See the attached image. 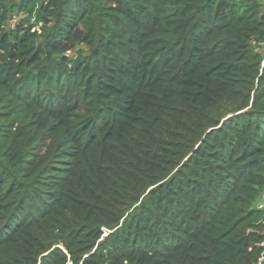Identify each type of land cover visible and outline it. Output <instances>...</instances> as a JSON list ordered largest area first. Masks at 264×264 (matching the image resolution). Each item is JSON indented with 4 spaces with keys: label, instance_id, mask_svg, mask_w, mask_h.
<instances>
[{
    "label": "trees",
    "instance_id": "obj_1",
    "mask_svg": "<svg viewBox=\"0 0 264 264\" xmlns=\"http://www.w3.org/2000/svg\"><path fill=\"white\" fill-rule=\"evenodd\" d=\"M57 1L37 42L28 28L6 30V14L24 12L28 25L38 24L50 4L41 1L34 14L30 0H0V93L11 91L30 107L12 112L18 118L6 124L8 140L0 128V193L15 203L0 208V264H32L59 244L72 264H254L264 240V215L253 203L264 186V156L252 157L264 145V87L252 114L230 117L239 121L233 135L226 134L230 126L207 130L247 106L264 59L253 46L264 42V0ZM105 30L125 36L116 44L122 56L112 52L102 80L69 99L84 65L57 61L65 42L100 38ZM9 116L0 113V125ZM31 116L45 119L43 131L52 123L48 150L56 140L65 142L57 151L73 143L80 159L88 153L73 182L75 197L86 202L69 211L73 230L65 221L51 226L58 223L53 205L8 228L17 202L28 198L16 189L37 169L27 168L30 148L41 142ZM223 136L248 155L232 167V180L218 182L210 161L225 152L229 158ZM167 138L179 139L169 145L174 152L166 151Z\"/></svg>",
    "mask_w": 264,
    "mask_h": 264
},
{
    "label": "rangeland",
    "instance_id": "obj_2",
    "mask_svg": "<svg viewBox=\"0 0 264 264\" xmlns=\"http://www.w3.org/2000/svg\"><path fill=\"white\" fill-rule=\"evenodd\" d=\"M41 1L43 5H49L48 11L44 14V20L43 22H40L38 24L34 23L33 20L29 22L30 25H28L25 20L27 18V14L24 12H10L8 11L6 14V20L4 23V28L6 30L8 29H15L19 32L26 31L27 28L33 36H36V41L40 40L41 38H38L43 33L44 28H48L50 26L51 20L54 19L55 14L58 11L57 7V0H30L32 4L33 13L36 14L38 11ZM264 4V1H262ZM264 6V5H263ZM109 14H112L109 11ZM115 14V13H114ZM118 16V15H115ZM49 22V23H48ZM32 24V25H31ZM49 24V25H48ZM104 30V29H103ZM118 32V31H116ZM103 34L100 38L97 37H91L90 39H87L86 41H78L70 39V41L65 42L64 47L67 49L65 52L57 59L60 63L63 64L64 67L69 68L72 62H77L78 68L82 69L81 72V79L76 83V85H73V87L66 92V95L69 97V99L73 98L77 94L81 93V90L83 89L84 85H88L90 83H96V81L102 80L103 73L107 69V67L110 65L108 62V57H112L115 53L116 55H120V49H116V44L119 43V40L125 39V36L122 35H114V36H121L119 39L113 37V34L108 35L106 33V30L103 31ZM27 35V33H26ZM99 38V39H98ZM71 43L73 46L71 47ZM254 46V54L258 55V57L261 59L264 55V42L260 44V46H257L255 43ZM122 56V55H120ZM264 78V59L260 60V65L258 66V73L255 75L252 85L249 88V96L246 101L247 106L245 109L240 110L239 112H236L234 114H229L226 116H223L220 118V121L212 128H209L207 130V133L212 131L213 129H218L222 125L225 127H229L230 129L227 131L230 136L233 135L234 131L233 128L239 124L238 119L232 121L230 117L233 115H238L240 113H243L245 111H248L249 114H252L251 112L254 111L257 107H259L258 103H256V106H253V98L256 97V94L260 92V89L264 87V82L261 81V78ZM21 98L24 101H29L27 97ZM20 100V99H19ZM0 104H10V108H6L4 105L0 107V113L6 115H11L6 119H3L1 121V130L5 135V139H9L12 131H10L9 127H7V123L13 122L14 119L18 118L16 117V114L12 113L15 111L20 110L21 108L29 109L30 107L28 105H21L22 103H19L17 97H14L11 93V91H6L0 93ZM5 107V108H4ZM13 107H16L15 109H12ZM21 107V108H20ZM221 113L219 108H216L214 110V115L218 116ZM264 117V116H263ZM26 118H24L25 120ZM31 123L30 127L33 129V127L36 128L37 136L41 134V142H38V144L34 145L30 148V160L31 163L27 166L29 168L32 166V168L37 167V169L30 175L29 171H26L25 174H27L29 177L21 179L22 182H24V186H19L16 190H18L19 197H22V194H27L28 198L22 203L17 202V206H20V209L16 211V214L11 217V219L8 221V228L9 230H14L19 228L21 225L26 224L31 219H38L40 217L41 213L45 212L48 209L49 205H53V211H55L56 221L57 224H51V226H54L55 228L65 226L62 224V221L66 222V225H68V218H69V211L70 209H76L77 207H80L81 205L86 204L84 199L75 197L74 194V186L73 182H77V179L79 176L83 173L82 166L79 165V163L82 162V159L86 154H88L86 151H83L81 159L80 156V150L74 147L73 143H66V146L61 151H57V149H60V146L64 145L65 142L61 143L60 141H56L54 143V146L52 149L48 150L49 143L52 138H54L55 134L53 133V128L51 126V122L48 121L46 124V129L43 131V129H39L40 124L42 121H45V119H42L40 123L36 122L37 117L31 116ZM76 120V119H74ZM31 129V130H32ZM184 130L183 128L178 129V131ZM43 132V133H42ZM184 132V131H183ZM25 133H22V136H24ZM84 136L83 138H85ZM27 138V137H26ZM233 138V142L236 143ZM221 139L222 143H224L225 149H229V158L227 157V154L225 152V155L222 154L221 160L217 159H211L210 164L212 165L213 169H215V172L218 174V182L220 180H232L231 177H228L229 174H234V170L232 167L234 165L240 164L243 162L248 155V153L243 154L241 153V147H239L237 144H234L233 142L229 141L226 142L225 137L223 136ZM168 142H166V151L174 152L175 147L169 146L171 145V142L178 141L179 139H166ZM65 141V140H64ZM37 143V141H34ZM68 144V145H67ZM178 146V145H177ZM29 150V149H28ZM216 150H219V147H216ZM258 156H264V145L262 147L255 151L252 154V157H258ZM251 157V156H250ZM236 159L232 161V159ZM186 159V158H185ZM184 158L182 159L185 160ZM43 170L39 171L40 165ZM86 169V167L84 168ZM68 180H70L69 183ZM7 185H3V189L6 188ZM16 188V187H15ZM207 188H209L208 192H211V195L213 196L217 191H214V187L208 183ZM24 192V193H23ZM264 192V186L260 190L256 200L253 202L254 205L257 204L260 200V196ZM24 195V196H25ZM18 196L16 198H18ZM0 208L4 206L14 207L15 203H11L10 197H8L4 192L0 193ZM210 201L212 199H209ZM19 204V205H18ZM0 214H5L1 213ZM30 223V221H29ZM69 227H73L72 225H68ZM30 227L27 228L29 230ZM105 232V231H104ZM16 235V234H15ZM19 237H24L23 234L18 235ZM55 247H58L55 249ZM58 250L60 252L59 256H62L61 261H56L57 264H72V261L70 259V256L67 254V251L63 246L60 244L58 246H53L49 251L46 253H43L42 255L36 257V259L33 261L32 264H44V262L52 261L53 264L56 262L53 258L56 257ZM95 249H92L90 254L94 252ZM161 250V249H160ZM162 252L164 250H161ZM88 258L89 254H88ZM56 260V259H55ZM90 262V261H89Z\"/></svg>",
    "mask_w": 264,
    "mask_h": 264
},
{
    "label": "built area",
    "instance_id": "obj_3",
    "mask_svg": "<svg viewBox=\"0 0 264 264\" xmlns=\"http://www.w3.org/2000/svg\"><path fill=\"white\" fill-rule=\"evenodd\" d=\"M256 208L260 210L264 215V192L260 196L259 202L256 204ZM264 234V232H263ZM261 251L254 264H262L264 262V240L260 243Z\"/></svg>",
    "mask_w": 264,
    "mask_h": 264
}]
</instances>
